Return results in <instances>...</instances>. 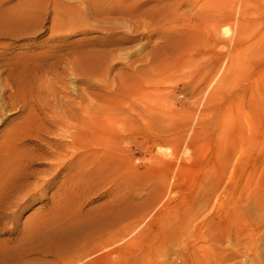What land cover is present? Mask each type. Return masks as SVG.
Segmentation results:
<instances>
[{
    "label": "rangeland",
    "instance_id": "374dc122",
    "mask_svg": "<svg viewBox=\"0 0 264 264\" xmlns=\"http://www.w3.org/2000/svg\"><path fill=\"white\" fill-rule=\"evenodd\" d=\"M63 1L5 56L33 71L0 81L3 264H264V0ZM74 227L92 254L20 257Z\"/></svg>",
    "mask_w": 264,
    "mask_h": 264
},
{
    "label": "bare ground",
    "instance_id": "6f19581e",
    "mask_svg": "<svg viewBox=\"0 0 264 264\" xmlns=\"http://www.w3.org/2000/svg\"><path fill=\"white\" fill-rule=\"evenodd\" d=\"M211 0H204L203 4H212ZM233 1V0H231ZM49 6L52 7L56 18L61 19L65 15L64 1L63 0H0V76L2 72H7V78H1L8 82L10 79H16L18 76L29 77L32 75L33 62L32 55H24L22 59H15L11 56V59L6 58L8 49L16 47V42L21 40L31 39L40 29L43 28ZM213 17L208 24L213 35L218 36L220 27L224 22L228 20H235L237 25L236 33L229 39L224 40V46L241 48L243 42V30H242V11L238 6H233L228 9H217L218 4L214 2ZM25 45L30 46L31 42H26ZM221 60V58H219ZM88 64V72L95 73L98 70V66L95 61H90ZM10 65V66H9ZM8 85V84H7ZM3 100H5L4 108L13 109L16 107V93L10 92L7 96L0 94ZM2 106L0 105V109ZM4 211L0 212V218H4ZM13 229H6L0 227L1 234H13ZM80 238V239H79ZM98 238H89L83 241L79 228H69L63 230L60 233H41L36 234L34 241L30 244H26L21 249L22 260H29V253L37 249L40 253L46 255H54L57 258L56 253L59 248H66L68 253H76L81 251H89L92 254L95 251L96 240ZM0 241L5 243V248H0V264L5 263L9 259V254L15 251L19 247L18 243L14 242L12 238H0ZM79 241H82L79 243ZM12 243V244H11ZM60 257V256H58Z\"/></svg>",
    "mask_w": 264,
    "mask_h": 264
}]
</instances>
